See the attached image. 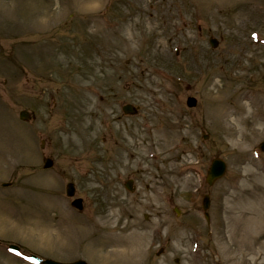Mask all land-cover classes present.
I'll return each mask as SVG.
<instances>
[{"label":"rangeland","instance_id":"1","mask_svg":"<svg viewBox=\"0 0 264 264\" xmlns=\"http://www.w3.org/2000/svg\"><path fill=\"white\" fill-rule=\"evenodd\" d=\"M263 141L264 0H0V264H264Z\"/></svg>","mask_w":264,"mask_h":264},{"label":"bare ground","instance_id":"2","mask_svg":"<svg viewBox=\"0 0 264 264\" xmlns=\"http://www.w3.org/2000/svg\"><path fill=\"white\" fill-rule=\"evenodd\" d=\"M245 100V95H238L236 97L235 100V105H236V110L238 112H241V114L243 112L246 111L247 109V103H243V101ZM213 102L215 103V106L213 107L214 109L212 110V115L216 118L221 120L222 122H228L232 117L234 118V113L233 111H231L229 108H227L223 102V98L221 97V95H218V97H215L213 99ZM247 119V118H246ZM245 119V120H246ZM234 123H237V121L235 120V118L233 119ZM232 123V122H231ZM233 124V123H232ZM229 130V129H227ZM231 131L235 132V130H233V127L231 128ZM250 178V180H253L254 178H257V175L255 173H252V175L250 176H246L245 179L248 180ZM257 180V179H254ZM253 184V183H252ZM256 184L254 183L253 186H251V190L252 192H255V194H253V198L254 201H258L257 202V206H259L260 208L257 207V217H261V211L264 212V190L261 192H257V186H255ZM257 192V193H256ZM252 213V211L250 212V214ZM240 215H246L248 214V212H239ZM38 223V222H37ZM6 221L0 219V225H5ZM38 227L35 225V229H37ZM21 233V232H20ZM39 236L41 237V239H43L44 241H47L49 238V233H48V229H41L40 231H38ZM119 247H123V246H128V245H124L123 243H119L116 244ZM130 247V246H129Z\"/></svg>","mask_w":264,"mask_h":264},{"label":"water","instance_id":"3","mask_svg":"<svg viewBox=\"0 0 264 264\" xmlns=\"http://www.w3.org/2000/svg\"><path fill=\"white\" fill-rule=\"evenodd\" d=\"M214 47L216 46V43L213 45ZM195 105V101L190 99L188 100V106L192 107ZM124 112L127 114H135V111L131 108V107H125L124 108ZM25 113L21 114V118L25 119L24 117ZM261 149L262 151H264V143L261 145ZM52 162L47 160L45 162V166L44 168H49L51 167ZM225 173V165L223 164V162H221L220 160H214L211 163L210 169L208 171V177H207V183L208 185H212L216 180L220 179ZM67 195L70 197L73 195V187L71 185L67 186ZM79 201H76L74 203V205L77 206V208L80 209V205H79ZM208 198L204 197L203 199V208L207 209L208 208ZM44 264H59V263H55V262H50V261H46L44 262ZM73 264H84L83 262H77V263H73Z\"/></svg>","mask_w":264,"mask_h":264}]
</instances>
